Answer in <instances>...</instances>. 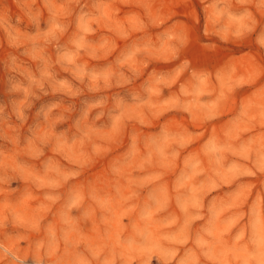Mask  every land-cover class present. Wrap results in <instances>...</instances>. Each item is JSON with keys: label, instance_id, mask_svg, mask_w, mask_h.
Returning <instances> with one entry per match:
<instances>
[{"label": "rangeland", "instance_id": "1", "mask_svg": "<svg viewBox=\"0 0 264 264\" xmlns=\"http://www.w3.org/2000/svg\"><path fill=\"white\" fill-rule=\"evenodd\" d=\"M0 264H264V0H0Z\"/></svg>", "mask_w": 264, "mask_h": 264}]
</instances>
